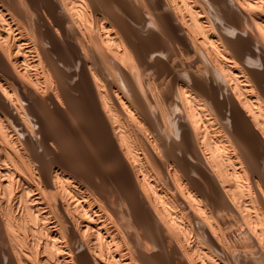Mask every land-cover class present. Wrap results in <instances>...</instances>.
Masks as SVG:
<instances>
[{"label":"bare ground","instance_id":"1","mask_svg":"<svg viewBox=\"0 0 264 264\" xmlns=\"http://www.w3.org/2000/svg\"><path fill=\"white\" fill-rule=\"evenodd\" d=\"M0 264H264V0H0Z\"/></svg>","mask_w":264,"mask_h":264}]
</instances>
